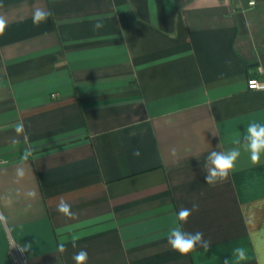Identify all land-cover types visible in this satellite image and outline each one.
Instances as JSON below:
<instances>
[{
	"label": "crops",
	"instance_id": "crops-1",
	"mask_svg": "<svg viewBox=\"0 0 264 264\" xmlns=\"http://www.w3.org/2000/svg\"><path fill=\"white\" fill-rule=\"evenodd\" d=\"M36 8L53 15L34 25ZM0 17V264L13 243L24 264L80 249L87 264H264V155L242 141L264 123L247 86L264 81V0H0ZM234 147L207 185L208 153ZM193 203L183 229L209 247L182 256L167 235Z\"/></svg>",
	"mask_w": 264,
	"mask_h": 264
},
{
	"label": "clouds",
	"instance_id": "clouds-1",
	"mask_svg": "<svg viewBox=\"0 0 264 264\" xmlns=\"http://www.w3.org/2000/svg\"><path fill=\"white\" fill-rule=\"evenodd\" d=\"M53 13L41 8H36L33 11L32 20L34 25H39L48 20ZM6 27V20L0 17V34H3V30ZM94 29L103 27L101 22H97L93 25ZM16 131L22 132V123L17 125ZM243 147L250 154V159L253 164H258L261 160V156L264 155V123H258L253 121L249 123L242 136ZM237 144L241 143V140L236 141ZM30 152H26L23 156L24 160H27ZM240 148L234 147L230 150L224 151H211L208 153L205 159L204 171L205 182L209 186H215L217 183H221L227 180L230 172L235 168L236 162L240 157ZM17 175L22 176L23 170L18 169ZM31 195V194H30ZM198 210L196 203L192 204L191 208H181L175 213V223L169 229L167 235V242L171 249L178 252L182 256H186L199 247L208 248V242L204 239L202 232H187L183 229V224L187 223L189 217L193 211ZM57 211L65 216H71V206L67 202L61 200L57 207ZM5 217L0 214V222L5 221ZM72 246L75 248L76 238L73 237ZM26 250V249H25ZM57 251L64 253L66 246L63 242L57 245ZM234 256L237 260H243L245 258V251L242 248H236L234 250ZM74 264H87L88 253L85 249H80L72 257Z\"/></svg>",
	"mask_w": 264,
	"mask_h": 264
},
{
	"label": "built area",
	"instance_id": "built-area-1",
	"mask_svg": "<svg viewBox=\"0 0 264 264\" xmlns=\"http://www.w3.org/2000/svg\"><path fill=\"white\" fill-rule=\"evenodd\" d=\"M253 3V2H250ZM247 86L249 89H264V81H259L254 77H251L247 80ZM10 255L12 260L16 264H24L25 261V253L21 246L17 244L11 245Z\"/></svg>",
	"mask_w": 264,
	"mask_h": 264
}]
</instances>
